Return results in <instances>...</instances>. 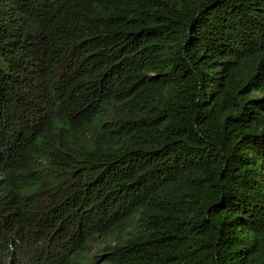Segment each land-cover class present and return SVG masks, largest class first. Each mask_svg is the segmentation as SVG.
Here are the masks:
<instances>
[{
	"label": "trees",
	"instance_id": "trees-1",
	"mask_svg": "<svg viewBox=\"0 0 264 264\" xmlns=\"http://www.w3.org/2000/svg\"><path fill=\"white\" fill-rule=\"evenodd\" d=\"M0 264H264V0H0Z\"/></svg>",
	"mask_w": 264,
	"mask_h": 264
}]
</instances>
